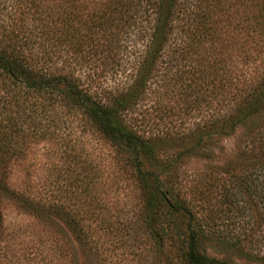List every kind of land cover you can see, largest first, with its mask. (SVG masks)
<instances>
[{"label": "trees", "instance_id": "obj_1", "mask_svg": "<svg viewBox=\"0 0 264 264\" xmlns=\"http://www.w3.org/2000/svg\"><path fill=\"white\" fill-rule=\"evenodd\" d=\"M129 34L142 48L121 84L81 79L82 66L118 62ZM149 86L159 100L150 133L133 115ZM75 116L131 176L135 223L156 259L264 264V0H0V207L43 226L48 252L69 239L94 256L95 231L121 230L102 215L79 223L99 213L96 165H87L83 191L91 209L65 195L71 177L61 186V172L52 194L7 181L32 144L66 143L58 131ZM102 187L105 197L112 186ZM55 220L69 237L57 235ZM40 260L53 264L49 254Z\"/></svg>", "mask_w": 264, "mask_h": 264}, {"label": "rangeland", "instance_id": "obj_2", "mask_svg": "<svg viewBox=\"0 0 264 264\" xmlns=\"http://www.w3.org/2000/svg\"><path fill=\"white\" fill-rule=\"evenodd\" d=\"M126 44L125 51L121 50L124 56L118 62L113 61L102 68L92 66L91 69L86 70L82 66L76 72L86 83L98 88L121 84L126 73L134 66V54L142 48L141 41L133 34H129ZM155 98H158V95L153 91L150 92L149 86L145 99L133 112L136 118L147 122L141 127L145 126L149 133L155 130L150 127L151 120L159 114L157 109L159 100L156 101ZM69 120L71 124L67 120L65 130L58 131L61 136L65 133L66 143L65 140L63 143V140L57 138L32 144L20 161H11L7 181L11 187H15L18 184L21 186L22 180H25L34 184L35 190L41 195L47 194L50 190L52 194V192L55 193L52 189L54 174L59 175L61 172L62 178L59 176L57 178L61 186L67 184L66 176L71 177L72 186L67 187L69 191H66L65 195L84 204V208L91 209L90 201L84 195V192L89 190L88 186H85L89 178L86 169L87 165H96L98 193L95 194L97 203L94 202V204L99 207V213L96 214L97 217L94 214H84L79 223L87 228V225L98 223V218L102 215V218L108 222H115L121 230L115 234L108 233L102 228L95 231L94 234H99V239L92 244L97 248L94 256L85 246L72 242L69 244V239L67 244H61L58 252H48V248L41 241H44L46 235L44 227L36 224L31 217L16 210L12 205L8 204L4 207L6 205L4 204L0 207V209L3 208L0 210V227L2 228L0 264H16V261H18L17 264H39L45 254L51 255L53 264H175L169 261L168 252H160L159 258L156 259L155 252L150 249V240H147L137 229V223H135V210L139 204L137 188L129 173L122 171L121 167L118 168L114 149L81 118L75 116ZM191 120L189 123L192 122ZM63 147H66L65 152L73 156L67 171L60 168L64 160L59 154L63 153ZM103 183L107 189L109 185L112 186L108 192L106 191L105 197ZM19 188L21 187L18 186ZM55 222L57 235L64 239L65 234L68 235L62 222L59 220Z\"/></svg>", "mask_w": 264, "mask_h": 264}]
</instances>
